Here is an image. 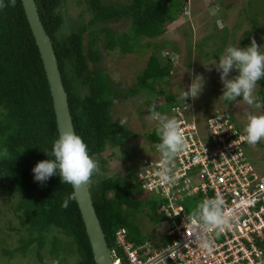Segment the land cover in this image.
Returning a JSON list of instances; mask_svg holds the SVG:
<instances>
[{
    "label": "trees",
    "instance_id": "16d2710c",
    "mask_svg": "<svg viewBox=\"0 0 264 264\" xmlns=\"http://www.w3.org/2000/svg\"><path fill=\"white\" fill-rule=\"evenodd\" d=\"M258 1L247 0L251 11L246 16L252 27L247 34L258 29L264 32L260 23L264 20V0L259 4ZM65 2L35 0L56 54L75 134L83 139L94 159L107 145L118 146L125 141L120 133L123 126L112 121L109 114L115 92L109 85L108 75L93 65L102 57L99 35L105 36L106 50L138 52L142 50L141 37L160 36L165 31V23L183 13V0H131L129 3L77 0L86 3L91 18L69 32L60 29L65 18L61 10ZM4 3L6 7L0 8V194L19 221L20 226L15 229L25 233L18 239L19 246L1 250L13 257L16 250L26 253L33 246L38 263L46 264L40 251L50 246L49 253L55 258V264L74 258L73 264H96L75 199L69 201L67 208L62 206L63 200L73 192L71 185L63 184L59 175L43 184L34 179L32 169L37 162L53 159L52 146L59 134L45 70L21 0H16L14 7L10 0ZM120 18L130 20L127 30L117 33L105 26ZM86 31L88 42L84 46ZM149 45L146 42L144 47ZM171 70V59L160 60V53L155 49L137 74L135 84L125 89L124 94H164V90H155L154 85L166 82ZM258 83L263 85L264 79ZM176 96L164 94L161 105L180 102ZM145 136L154 145L159 142L156 128ZM4 149L7 156L2 155ZM141 183L136 167H128L124 176L100 177L96 173L88 184L110 248L118 228H125L126 236L136 243L152 239L150 233L143 232L140 215L150 216L155 223L165 218L159 210L163 203L160 198L149 194L137 197L143 192Z\"/></svg>",
    "mask_w": 264,
    "mask_h": 264
},
{
    "label": "rangeland",
    "instance_id": "374dc122",
    "mask_svg": "<svg viewBox=\"0 0 264 264\" xmlns=\"http://www.w3.org/2000/svg\"><path fill=\"white\" fill-rule=\"evenodd\" d=\"M102 1L129 3L131 0ZM261 1L259 0L258 4ZM183 6L184 10L180 16L165 23L163 34L153 38L141 37L139 39L142 50L138 52L123 53L118 48L106 50L103 42L105 36L102 33L99 35L98 46L102 57L93 65L108 75L109 85L115 92L111 99L109 114L112 121L123 126L120 133L125 136V141L118 146L107 145L94 158L99 164L97 176H124L128 167L135 168L145 162L154 164L158 161L157 154L151 150L154 144L145 136L157 127V122L149 118L150 113L147 109L151 104H148V100L149 103L157 105V111L172 117L170 108L166 109V105H161L163 95H177L178 99L183 90H187L193 77L200 75L205 81L202 92L195 99L187 98L185 103L193 109L212 111L216 104L221 106L220 103L224 100L220 97L223 84L219 72L212 65L214 60L218 61L219 56L223 55L229 46L241 48L249 46L253 38L261 42L260 48L264 51V32L258 29L254 33L247 34L249 30H252L247 17L251 11L247 7V0H183ZM61 10L65 18L60 29L65 32L73 30L79 23L88 22L91 18V13L86 10L85 2L66 0ZM129 23L128 18H120L105 26L120 33L128 29ZM260 23L264 31V20ZM100 26L98 24V27ZM87 34L88 31L83 35L84 46L88 42ZM146 42L150 43L148 47H144ZM155 49L160 53V60L169 57L172 61L171 75L168 80L157 82L154 85L155 90H164V94L156 96L152 94L151 96L149 93L137 92L125 95V89L135 84L137 74L146 66L149 56ZM189 63L193 65L189 66ZM236 75L238 72L233 69L230 72V78ZM253 95L256 99L264 100V83L263 85L257 84ZM242 104L246 105L240 98L236 105L240 109ZM224 107L230 113L233 112V104H225ZM254 112L255 114L263 113L261 108L254 109ZM240 115L242 121L247 119L246 111ZM246 154L254 170L259 175H264V141L255 146L247 143ZM141 193L137 196L138 198L145 195ZM194 196L197 202L192 198H187L183 203L189 212H192L201 202L197 195ZM2 197L3 195L0 194V264H39L36 249L33 246H30L26 253L16 250L13 257H8L2 252V248L14 249L19 246L18 239L25 233L15 229L20 226L19 221ZM140 217L143 232L151 234L150 241L154 247H157L161 244L160 237L164 223H155L150 216L140 215ZM49 251L50 246H45L40 253L46 264H55V258L50 256ZM74 261L75 258L64 264H73Z\"/></svg>",
    "mask_w": 264,
    "mask_h": 264
},
{
    "label": "built area",
    "instance_id": "2783aa9c",
    "mask_svg": "<svg viewBox=\"0 0 264 264\" xmlns=\"http://www.w3.org/2000/svg\"><path fill=\"white\" fill-rule=\"evenodd\" d=\"M176 115L183 110L173 106ZM188 141L187 149L174 160L179 179L161 184L157 173L162 160L146 164L139 172L142 187L163 203L165 215L161 244L150 240L136 243L124 229H117L109 248L114 264H264V175H259L245 152L246 135L225 113L186 122L177 119ZM183 192V193H182ZM220 194L235 219L217 236L201 233L212 241L209 253L193 239L192 212L183 205L187 198L201 201ZM183 202V203H182ZM197 202V201H196ZM119 252L121 255H119Z\"/></svg>",
    "mask_w": 264,
    "mask_h": 264
},
{
    "label": "clouds",
    "instance_id": "9594fccd",
    "mask_svg": "<svg viewBox=\"0 0 264 264\" xmlns=\"http://www.w3.org/2000/svg\"><path fill=\"white\" fill-rule=\"evenodd\" d=\"M10 3L14 7L16 0H10ZM4 7H6L4 0H0V8ZM212 65L219 72L223 84V92L220 97H223L224 100L221 101V106L216 104L212 111H200L199 108L193 109L187 106L186 99L189 97L192 99L197 98L203 90L204 78L196 75L187 90L184 89L178 97V100L182 103L169 102L164 104L166 109L170 108L172 117L157 111L155 103L147 109L150 113L149 118L157 122L156 135L159 142L154 147L152 146L151 150H154L153 152L157 154L158 160L160 158L162 160L160 171L157 173L161 184H174L179 179L174 172V160L188 147V141L182 126L177 120L179 117L186 122H191L194 119H205L216 113H225L237 128L240 129V127L245 126L246 135L242 137L245 140V152L247 143L255 146L264 141V102L256 99L253 95L258 82L264 79V51H261L260 45L253 38L247 47L229 46L224 54L219 56V60H214ZM233 69L238 72V75L230 78V72ZM240 98L246 105L242 104L239 109L236 104H238ZM230 103L234 107L232 113L224 107L225 104ZM173 106L182 109V115H176L172 111ZM260 108L263 113L255 114L254 109ZM245 111L247 112V119L242 121L240 113ZM7 154V149H4L2 155L7 156ZM51 156L53 159L41 160L33 167L34 179L43 184L50 177L59 175L63 184L71 185L75 191L70 193L62 203V206L67 208L69 201L76 198L77 191L86 187L91 182L93 175L99 172V164L89 155L87 145L83 139L71 130L60 132L58 138L53 142ZM146 164L148 163L145 162L137 166V171L142 172ZM141 188L143 194L154 195L144 189L142 183ZM234 219L233 210L226 208L225 201L220 194L205 198L189 217L194 228L193 239L198 240L199 246L210 253L213 247L212 241L202 236L201 233L215 231L216 235L219 236L225 228L231 226ZM118 229L125 230V228Z\"/></svg>",
    "mask_w": 264,
    "mask_h": 264
},
{
    "label": "water",
    "instance_id": "95a60500",
    "mask_svg": "<svg viewBox=\"0 0 264 264\" xmlns=\"http://www.w3.org/2000/svg\"><path fill=\"white\" fill-rule=\"evenodd\" d=\"M21 3L45 70L58 134L62 130H71L75 133L67 93L63 85L56 54L40 20L35 0H21ZM75 201L78 205L96 264H114L88 185L77 191Z\"/></svg>",
    "mask_w": 264,
    "mask_h": 264
},
{
    "label": "flooded vegetation",
    "instance_id": "af4514ba",
    "mask_svg": "<svg viewBox=\"0 0 264 264\" xmlns=\"http://www.w3.org/2000/svg\"><path fill=\"white\" fill-rule=\"evenodd\" d=\"M138 196V195H137ZM146 195H144L142 198H144Z\"/></svg>",
    "mask_w": 264,
    "mask_h": 264
}]
</instances>
